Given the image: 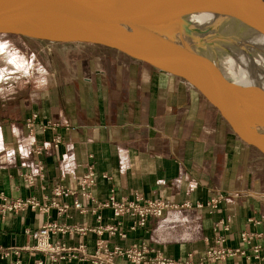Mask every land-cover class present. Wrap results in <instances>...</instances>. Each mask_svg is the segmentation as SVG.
Returning <instances> with one entry per match:
<instances>
[{
	"label": "crops",
	"instance_id": "crops-1",
	"mask_svg": "<svg viewBox=\"0 0 264 264\" xmlns=\"http://www.w3.org/2000/svg\"><path fill=\"white\" fill-rule=\"evenodd\" d=\"M34 44L47 57L38 82L0 91V193L38 206L6 210L0 200V264H96L95 254L134 247L138 264H264V157L197 91L104 47ZM89 167L90 199L79 188ZM135 194L179 208L132 231V217L97 206ZM47 224L63 230L49 236L67 250L55 260L33 250L32 233ZM106 226L117 231L99 233ZM112 264L137 263L115 254Z\"/></svg>",
	"mask_w": 264,
	"mask_h": 264
},
{
	"label": "water",
	"instance_id": "water-1",
	"mask_svg": "<svg viewBox=\"0 0 264 264\" xmlns=\"http://www.w3.org/2000/svg\"><path fill=\"white\" fill-rule=\"evenodd\" d=\"M234 23L256 40L264 73V0H0V36L96 45L178 78L264 157V82L234 65Z\"/></svg>",
	"mask_w": 264,
	"mask_h": 264
},
{
	"label": "built area",
	"instance_id": "built-area-1",
	"mask_svg": "<svg viewBox=\"0 0 264 264\" xmlns=\"http://www.w3.org/2000/svg\"><path fill=\"white\" fill-rule=\"evenodd\" d=\"M35 117V116H34ZM28 126H32V122L28 121ZM50 124V123H49ZM50 126L55 127V124H50ZM55 143H58V139L54 141ZM33 148H35V151L40 153L41 149L40 147H34V144H31ZM38 172L42 170L41 165L37 167ZM25 178L28 182L32 180L31 176L25 175ZM95 185V179H94V173L91 167H89L88 171L85 173V175L82 177L79 188L82 193V196L85 198L90 199V189ZM237 196V195H236ZM0 200L4 201V204L2 205L3 208L6 210H19L27 205H30L31 207L35 208L38 206L37 203H34L32 201L30 202H22L19 200L13 201V202H6V199L3 197L2 193H0ZM222 197L216 198V203L221 201ZM215 199L212 200L214 202ZM74 208L83 210L84 206H82L78 202H74ZM98 208H110L113 211V215L115 217H121L128 215L133 218V222L131 224L130 230L134 231L136 228H141L146 225V222L149 218H160L165 211H168L170 209H177L179 208L176 205H170L162 200H144L143 197L139 194H135L132 199H122L121 201H117L113 196H110L106 201L99 202L97 204ZM182 208H188L189 205L184 204L180 206ZM200 207V206H198ZM59 211H64V207L59 208ZM101 231L109 232L110 234H115L117 229L115 227L106 226L103 229H100L99 233ZM55 232H63L62 228L58 227L56 224H47L44 225L41 229L36 231L35 233H32V237L36 240V244L33 247V250L41 251L48 255L52 260H55V255H57L58 252L61 251H67L63 247H58L55 245H52L49 242V236ZM121 237H124V234L120 235ZM99 249H104V246L99 243L98 244ZM255 252H258V249H255ZM115 254L119 255H125L130 260H132L134 263H139L141 259L143 258L142 251H139L135 247L125 251L122 253L120 250H116L111 253H103V257L99 256L98 254L93 255L94 262L96 264H112V256ZM211 256L214 259H224L226 255H228V252L218 251V252H211ZM4 253L0 252V260L3 258ZM157 264H181L177 262L172 261H164L160 260L157 261ZM253 264H259V263H253Z\"/></svg>",
	"mask_w": 264,
	"mask_h": 264
},
{
	"label": "rangeland",
	"instance_id": "rangeland-1",
	"mask_svg": "<svg viewBox=\"0 0 264 264\" xmlns=\"http://www.w3.org/2000/svg\"><path fill=\"white\" fill-rule=\"evenodd\" d=\"M37 45L34 44V41L16 36H0V65H2L0 66V91L14 83L18 84L22 80L23 83H28L29 86L34 87V84L38 82L39 74L43 72L41 70H43L42 67L44 66L41 62L47 63L45 54L40 53L39 56H34V51L38 50ZM26 125L29 128L33 126V124L32 126H28V123ZM262 199L264 200V194L262 195Z\"/></svg>",
	"mask_w": 264,
	"mask_h": 264
},
{
	"label": "bare ground",
	"instance_id": "bare-ground-1",
	"mask_svg": "<svg viewBox=\"0 0 264 264\" xmlns=\"http://www.w3.org/2000/svg\"><path fill=\"white\" fill-rule=\"evenodd\" d=\"M233 25H235V23L229 24L230 27L228 26L229 34L230 35L233 34L234 36H236V41L241 45L240 46L241 52L238 51L232 57L234 65L236 66V68L238 69L240 74H242V76L246 79L247 83L250 82L252 84L259 85V84L264 82V73L262 72L261 68L259 66H257L258 64H257L256 59H255L257 57L256 54L259 53V49L256 45L257 44L256 40H253L252 37L245 34L244 32L242 33V32H237V31L233 30V29H235V27ZM11 64H13V63H11ZM0 66H2V65H0ZM10 68H12V67H10ZM5 76H7V75H5ZM1 79H2V77H1ZM3 80H4V76H3Z\"/></svg>",
	"mask_w": 264,
	"mask_h": 264
}]
</instances>
